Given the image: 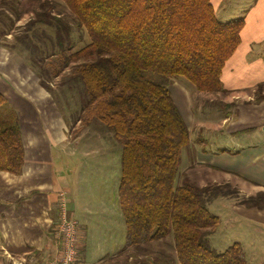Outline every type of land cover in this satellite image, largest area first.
I'll list each match as a JSON object with an SVG mask.
<instances>
[{
	"label": "trees",
	"instance_id": "trees-1",
	"mask_svg": "<svg viewBox=\"0 0 264 264\" xmlns=\"http://www.w3.org/2000/svg\"><path fill=\"white\" fill-rule=\"evenodd\" d=\"M56 1L31 11L14 40L40 86L49 91L51 81L66 78L80 90L78 124L102 126L120 146L121 253L132 264H170L169 255L150 248L171 235V264H246L239 244L217 252L208 243L219 224L206 208L211 186L184 178L174 187L189 126L170 86L181 78L197 92L226 94L221 69L239 45L243 21L220 22L209 0ZM263 89L257 85L253 103L263 100ZM19 130L0 95V172L15 176L23 166ZM239 202L264 210V193Z\"/></svg>",
	"mask_w": 264,
	"mask_h": 264
},
{
	"label": "crops",
	"instance_id": "crops-1",
	"mask_svg": "<svg viewBox=\"0 0 264 264\" xmlns=\"http://www.w3.org/2000/svg\"><path fill=\"white\" fill-rule=\"evenodd\" d=\"M209 3L220 22L243 21L239 45L221 69L220 77L226 95H235L231 100L236 104L237 115L224 127L225 136L232 146L234 143L233 151H196L195 164L214 174L213 184L240 185V189H246L241 195L252 197L264 192V99L253 103L255 96H251L256 95L255 87L264 82V0ZM38 81L25 63L0 47V95L16 115L23 146L21 174L0 172V258L7 259H1L0 264H47L57 258L56 195L63 190L70 193L66 175L76 173L71 172L69 165L74 162L72 159L77 161V152L66 149L62 118ZM177 86L171 88V98L183 113L181 92L185 91ZM55 159L64 162L57 166ZM69 201L68 206L70 198ZM234 201L232 210L245 220L264 226V210L245 208ZM97 203L100 202L89 199L83 201L76 214L70 211L77 223L78 261L132 264L126 259L127 254L121 253L123 240L109 247L114 238L109 233L111 218L103 216L105 208L94 205Z\"/></svg>",
	"mask_w": 264,
	"mask_h": 264
},
{
	"label": "rangeland",
	"instance_id": "rangeland-1",
	"mask_svg": "<svg viewBox=\"0 0 264 264\" xmlns=\"http://www.w3.org/2000/svg\"><path fill=\"white\" fill-rule=\"evenodd\" d=\"M44 1L46 0H0V9L3 10L0 11V47L19 58L25 65H27L28 53L18 48L14 38L23 35L24 24L33 17L31 11L37 10ZM48 2L57 4L56 0H48ZM17 17L18 21H16ZM4 34L6 35L4 36ZM13 46L15 48H12ZM27 66L31 70L30 66ZM31 72L34 71L31 70ZM64 73L66 75L68 71ZM176 85L181 86L185 91V94L181 92L183 95L181 99L185 106L184 110H182V115L184 112L186 113L183 116L186 117V124L189 126V143L180 151L181 156L174 187L181 186L184 178L187 182L197 187L211 186L209 189L212 192L210 193L209 191L208 193L211 197L205 202L206 208L209 213L219 219V224L214 229V233L208 237V243L217 252H223L229 246L237 243L239 246L241 245L240 247L247 264H264V226L249 222L232 210L235 199L238 201L234 202L238 203L240 200L250 197L247 196L245 198L241 195V191H246V189H240V185L235 186L231 183L225 185L213 184L214 174L208 173L209 169H206L205 166L195 164L194 153L196 151L199 153L217 152L221 149L233 151L234 143L232 146L231 140L225 136L224 127L227 126V121L237 115L236 104L232 103L231 100L235 95L224 94L220 96L200 93L181 78L172 80L170 86L176 87ZM76 88L66 78L62 77L51 81L49 91L43 88V91L52 100L51 103L58 109L59 117L62 118L61 130L63 138L66 140L64 141L67 144L66 149L71 150L75 154L77 152V155H75L77 156V161L75 158L72 159L74 162L70 159L69 165L70 169H72L71 172L76 171V173L66 175L69 180L67 184L70 193L66 192L67 190H63L56 195V227L59 224L62 205L65 206L64 209L67 210L71 219L74 220L70 211L76 214L78 209L83 206V201L90 199L92 202L93 200L100 202L94 205H100V207L105 208L103 216L108 217L109 215L111 218L109 233L114 234L112 244L109 245L111 248V246L119 245L121 240L125 242V226L118 207L116 194L118 179L120 178L121 148L114 141L113 136L102 126L85 128L78 124L80 90ZM254 95L251 94V96ZM260 95L264 97V89ZM238 96L239 98L242 97L241 95ZM254 99L252 98V100ZM55 161L57 166L64 162L60 159H55ZM215 186L220 187L217 188ZM69 198L71 199L70 206H68ZM95 218L98 219L99 216H95ZM107 224L108 221L104 220V225ZM104 229L106 230V226H104ZM55 239V244H59L56 236ZM150 249L154 255H161V253L165 254V256L169 255L170 264L175 262L171 235L163 242L152 245ZM59 256L57 254V258ZM57 258L53 259V261ZM143 258V256H139L137 261L139 262V259L143 260ZM2 260L6 261L7 259L4 257Z\"/></svg>",
	"mask_w": 264,
	"mask_h": 264
},
{
	"label": "built area",
	"instance_id": "built-area-1",
	"mask_svg": "<svg viewBox=\"0 0 264 264\" xmlns=\"http://www.w3.org/2000/svg\"><path fill=\"white\" fill-rule=\"evenodd\" d=\"M65 206L60 208L59 224L56 227L55 236L59 242V257L47 264H82L78 261L77 247V223L69 216Z\"/></svg>",
	"mask_w": 264,
	"mask_h": 264
}]
</instances>
